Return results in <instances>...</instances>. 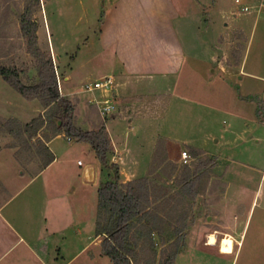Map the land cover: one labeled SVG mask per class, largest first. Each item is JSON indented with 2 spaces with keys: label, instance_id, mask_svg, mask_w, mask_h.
I'll list each match as a JSON object with an SVG mask.
<instances>
[{
  "label": "rangeland",
  "instance_id": "rangeland-1",
  "mask_svg": "<svg viewBox=\"0 0 264 264\" xmlns=\"http://www.w3.org/2000/svg\"><path fill=\"white\" fill-rule=\"evenodd\" d=\"M111 1L39 0V4L35 5L34 0H0V63L17 67L23 82L36 81L37 63L26 51L25 38L20 31V16L25 7L29 6L31 17L38 22L37 45L42 50L50 51L59 90L74 103L75 96L80 95L84 77L88 76L83 63L86 61L88 67H93V60L97 62L107 58L100 53L95 41L99 19ZM199 2L200 9L195 11L191 0H178L181 12L189 9L196 13L194 20H187L184 25L186 45H194V51L202 53L210 50L219 56L224 47L220 43L228 40L233 58L242 48H247L249 59L259 62L260 51L264 47V18L256 17L255 12L252 15L236 13L238 7L234 0ZM208 22L209 28L206 30ZM196 26H200V33L196 32L199 36L194 33ZM238 29L244 31L243 37L238 34ZM86 41H92V45L83 49L82 45ZM53 49L55 53L51 51ZM58 66L59 72L56 70ZM200 68L204 81L198 76L189 81L190 87L181 83L179 86H169L168 91L166 86L164 95L159 97L158 111L163 110V126L167 127L165 133H170L173 128L176 145L165 146L161 136L149 165L144 162L148 155L146 151L150 148L147 146L148 133H137V143L134 144L144 145H135L140 162L145 166L140 170L145 169L147 173L146 176L133 179L143 178L140 183L145 198L142 213L131 224L127 243L131 250L132 264H163L172 254H176L173 264H264V146L252 168L237 167L231 170L228 177L235 180L227 191L225 207V217L230 226L234 227L231 231L239 241H235L234 250L233 239L227 234L220 233L218 242H221H217L216 233L210 225L211 220L206 219V215L211 213V203L215 200L210 195L213 188L211 176L217 174L215 165L218 157L206 154L196 146L204 147V133L208 130L214 133L213 138L219 139L222 121L228 123L230 120L225 106L231 110L236 107L225 101L223 88L219 85L223 84L219 69L213 64ZM62 71L71 75L70 81L63 80ZM87 79H93V76ZM165 107L167 109H163ZM75 120L81 127L87 128L88 125L82 124L78 117ZM56 126L53 105L44 108L37 98L25 99L0 77V205L23 185L28 193L41 182L40 179H30L51 156L45 146L56 131ZM122 132L121 129L117 135L119 139H123ZM249 133L243 137L247 138ZM185 138H191L196 146H186L183 143ZM213 138L210 145L214 144ZM240 142L233 141L230 146L238 153L235 156L238 160L244 159L245 155L241 153L248 150L245 146H236ZM210 145L207 148L212 147ZM48 146H55L60 153V160L53 165L52 172L60 166L61 161L72 168L76 166V160L86 162L88 159L84 147L88 144L68 140L63 132L53 138ZM192 147L202 153L194 156ZM170 148L173 153H170ZM183 150L189 154L187 163L181 160ZM208 158L211 162L196 171L199 161ZM221 166L220 169L224 168L223 163ZM102 170V175L107 171L112 173L109 168L102 167ZM75 171H78L77 168ZM35 199H39V196L32 197V200ZM25 200L28 201V198ZM236 200L238 204L233 206ZM33 209L26 206L19 208L18 213L28 221L35 222ZM211 235L215 236L214 243L209 239ZM98 238V264H112L101 249L103 235ZM207 241L217 245L203 243ZM219 247L222 253L218 251ZM92 248V252H95L96 248Z\"/></svg>",
  "mask_w": 264,
  "mask_h": 264
},
{
  "label": "crops",
  "instance_id": "crops-1",
  "mask_svg": "<svg viewBox=\"0 0 264 264\" xmlns=\"http://www.w3.org/2000/svg\"><path fill=\"white\" fill-rule=\"evenodd\" d=\"M249 2L257 3L259 0ZM191 3L195 11L200 9L199 0H191ZM178 4V0H112L108 4L95 41L100 53L107 58L97 62L93 60V67H88L86 61L83 64L88 75L84 77V82L111 76L112 86L110 90H80V95L75 96L74 100L75 118L88 125L87 128L82 127L86 130L105 126L111 145L108 157L118 165L120 181L146 176L147 171L140 170L145 166L135 149V145L144 146L143 143L134 144L137 143V133H148L147 146L150 148L146 151L148 155L144 162L149 165L161 136L165 146L176 145L173 128L170 133H165L167 127L163 126V110L158 111L159 97L164 95V88L167 86L166 90L169 91V86L175 87L181 83L190 87V80L201 77L200 66L213 64L218 68L223 83L219 85L223 88L225 101L233 103L236 108L231 110L225 106L230 120L228 123L222 121L219 139L213 138L214 133L208 130L204 133L203 148L194 145L191 138H185L183 143L218 157L215 165L217 174L211 176L213 188L210 195L215 200L211 203V213L206 215V219L211 220L217 242L220 233L227 234L233 239L234 250L235 241H239L231 231L234 227L225 217V207L227 191L235 180L228 177L231 170L237 167L252 168L264 146V47L260 51L259 62L249 59L247 48H242L233 58L228 40L220 43L224 47L219 56L210 50L202 53L194 51V45L185 43L184 25L187 20H194L196 13L189 9L181 12ZM254 12L256 17L264 18V11L261 10L243 15H252ZM44 26L46 28V24ZM206 26L207 30L209 22ZM238 30V34L243 37L244 31ZM196 32L200 33V26H196ZM92 41H86L82 45L83 49L89 48ZM51 51L55 53L54 49ZM56 70L60 71L59 66ZM61 73H64V81L71 80L67 71ZM92 76L93 79H87ZM104 98H110L115 107L114 113L107 116L99 111L100 101ZM180 98L189 101L185 97ZM77 125L81 127V124ZM121 129L123 139L117 137ZM248 132L249 136L244 138ZM58 136L52 137L45 146L52 160L30 179H40L41 182L28 193L23 185L0 205V264L99 262L100 235L95 233L97 191L99 182L107 179L109 171L104 177L94 151L84 146L88 153L86 162L78 159L76 166L70 168L61 161L60 166L52 172L53 165L60 160V153L55 146L48 145ZM212 138L214 144L210 145ZM237 140L241 142L236 146L248 149L241 153L245 155L244 159H235L238 153L230 147ZM209 145L212 147L207 148ZM169 151L173 153L171 148ZM222 163L224 168L220 169ZM35 196H39V199L32 200ZM18 199L20 201L17 202ZM235 203L238 204V200L232 205L235 206ZM26 206L34 208L35 222L28 221L18 213L19 208ZM214 237L211 235L209 238L213 243ZM203 243L217 245L208 241ZM92 247L96 248L95 252H92ZM89 249L91 251L88 253Z\"/></svg>",
  "mask_w": 264,
  "mask_h": 264
},
{
  "label": "trees",
  "instance_id": "trees-1",
  "mask_svg": "<svg viewBox=\"0 0 264 264\" xmlns=\"http://www.w3.org/2000/svg\"><path fill=\"white\" fill-rule=\"evenodd\" d=\"M34 4H39V0H34ZM104 18L105 13H102L99 25L104 21ZM37 26V20L31 17L30 7L26 6L20 16V31L25 38L26 51L34 57L37 63L36 81L23 82L17 67L1 63L0 77L25 99L37 98L44 108L52 105L55 107V124H57V120H60V125L56 126L52 137L63 132L71 139L88 144L89 148L94 151L99 164L112 169V173H108L107 179L99 182L95 233L103 235L101 249L110 258L112 264H132L131 250L127 243L131 224L143 210L145 195L140 183L143 178L126 182L120 181L118 165L109 162L111 145L104 125L97 129L86 130L76 124L75 104L59 90L52 55L49 50H42L37 45ZM191 150L194 156H199L202 153L193 147ZM51 160L52 155L47 162ZM210 162L209 158L200 160L196 171L202 170ZM194 195L193 193L192 196ZM175 256L176 254L169 255L163 264H173Z\"/></svg>",
  "mask_w": 264,
  "mask_h": 264
},
{
  "label": "built area",
  "instance_id": "built-area-1",
  "mask_svg": "<svg viewBox=\"0 0 264 264\" xmlns=\"http://www.w3.org/2000/svg\"><path fill=\"white\" fill-rule=\"evenodd\" d=\"M234 3L237 4V11L238 14H246L251 13L253 11H264V0H259L257 3H250L246 0H234ZM112 77L105 76L101 79L93 80L84 82L81 85V90L93 92L95 90H110L112 86ZM97 102V101H96ZM95 102V103H96ZM114 104L112 103L110 98H104L100 101L99 111L102 115L107 116L114 113ZM67 139L70 140L71 138L67 136ZM181 160L183 163H187L189 161V154L187 151H181ZM81 163L80 161L78 162Z\"/></svg>",
  "mask_w": 264,
  "mask_h": 264
},
{
  "label": "water",
  "instance_id": "water-1",
  "mask_svg": "<svg viewBox=\"0 0 264 264\" xmlns=\"http://www.w3.org/2000/svg\"><path fill=\"white\" fill-rule=\"evenodd\" d=\"M57 124H58V126L60 125V120H57Z\"/></svg>",
  "mask_w": 264,
  "mask_h": 264
}]
</instances>
